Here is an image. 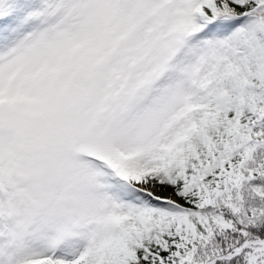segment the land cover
<instances>
[{
    "label": "snow or ice",
    "instance_id": "1",
    "mask_svg": "<svg viewBox=\"0 0 264 264\" xmlns=\"http://www.w3.org/2000/svg\"><path fill=\"white\" fill-rule=\"evenodd\" d=\"M0 264H264V0H0Z\"/></svg>",
    "mask_w": 264,
    "mask_h": 264
}]
</instances>
